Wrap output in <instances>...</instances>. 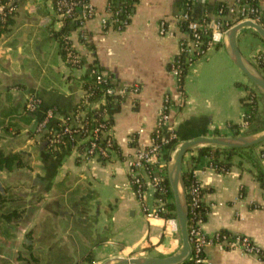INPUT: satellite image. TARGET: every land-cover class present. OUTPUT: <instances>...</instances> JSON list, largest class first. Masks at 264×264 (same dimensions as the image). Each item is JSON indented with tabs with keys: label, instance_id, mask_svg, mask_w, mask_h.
Instances as JSON below:
<instances>
[{
	"label": "crops",
	"instance_id": "0c3cea01",
	"mask_svg": "<svg viewBox=\"0 0 264 264\" xmlns=\"http://www.w3.org/2000/svg\"><path fill=\"white\" fill-rule=\"evenodd\" d=\"M188 1L138 0L131 21L123 29L103 24V17L111 15L108 0H90L97 13L80 24L75 19L66 20L55 0L13 1L12 18L0 33V98L6 99L0 104V149L21 152L24 164L0 168V192L5 188L12 193L8 207L19 211L9 219L0 218V264L5 259L10 264H23L31 249L40 252L39 262L47 259L46 246L37 238L49 217L57 222L55 239L63 233L65 241L77 233L62 226L69 212L63 201L65 189L74 193L78 218L93 223L89 244L97 249V258L106 259L121 249L135 255L163 256L181 247L175 211L169 216L154 213L160 198L146 174L145 198H139L130 176V160L139 148L151 144L167 95L180 141L215 135L217 130L234 135L241 127L231 123L245 121L242 98L247 89L238 82L253 83L234 61L223 35L221 44L191 64L181 89L171 62L181 49L180 40L187 35L180 25V14ZM219 1L192 3L199 9L207 4L208 15L214 17L213 7ZM259 3L264 7V0ZM65 25L83 59L79 67L71 66L60 53L56 32ZM255 31L243 27L237 40L244 58L257 68L264 39ZM92 67L110 74L114 94H121L112 101L116 110L107 113L119 149L113 148L106 160L83 156L69 139L47 144L36 131L35 118L25 109L26 98L38 96L45 105L60 108L56 114L62 122L64 114L84 96L85 76L92 71L96 74ZM133 84H139L138 91L129 89ZM99 100L105 104L106 95ZM261 148L259 145L257 150ZM209 160L205 157L195 169L207 188L204 200L210 207L201 229L207 234L228 229L248 235L264 250V188L254 174L253 162L236 155L235 163L224 172ZM261 161L264 166V155ZM170 165L171 159L168 174ZM31 242L33 248L28 246ZM205 252L209 264H264L258 254L238 247L209 245Z\"/></svg>",
	"mask_w": 264,
	"mask_h": 264
},
{
	"label": "trees",
	"instance_id": "16d2710c",
	"mask_svg": "<svg viewBox=\"0 0 264 264\" xmlns=\"http://www.w3.org/2000/svg\"><path fill=\"white\" fill-rule=\"evenodd\" d=\"M137 1L138 0H108V9L112 11V14L109 17L107 25L112 23L114 24L115 27L119 29L125 28L127 24L131 21L133 8ZM240 1L247 5L246 15L254 17L258 20V22L263 23L262 15L258 10V8L261 6L259 0H240ZM188 2L189 3H187L186 7L184 8L188 13V18L181 21V27L185 31L189 30L188 23L191 20L202 21L204 19H209L208 16L209 7L207 4H204V7L202 9H199L200 6L199 5L197 6V4L192 3V0ZM55 5L57 7V0H55ZM222 7L224 8V11L227 10V8H225V3L223 1H219L213 7V11L218 12ZM252 8L257 10L252 11L251 10ZM75 11L79 12L80 6L79 7L77 6L75 8ZM13 13L14 11L7 13L4 18L0 17V33L4 30V27L10 22ZM243 16H244L243 14L239 13V14H234L233 18L234 17L242 18ZM65 18L66 20L72 19L69 16H65ZM75 20L76 23L80 24L79 19H75ZM68 32L69 30L66 25L63 29L56 32V35L60 36L59 39L60 53L71 66L79 67L80 65L83 64V59L82 57L79 56L77 61H75V58L72 57L73 54L78 55V52L73 46L72 41L68 36ZM255 32L257 33V35H259L257 31ZM219 44H221V42H219L218 45ZM180 59L183 61V63H182V70L179 74L178 82L181 89H184L185 80L191 64L188 62L184 63L185 53L180 55ZM263 62H264V58L260 60L259 64H257L258 66L257 69L260 72H262V74H264ZM95 75L96 74L92 71L90 74H87L83 80V87L84 89H86L88 94L87 97L90 100L96 101L100 99V97H102L103 95H106L107 102L105 104H102L100 107L89 106L88 109L86 108L85 113L79 116L80 117L79 119L85 123V126L88 129L97 126L101 122H104L105 123L104 129L106 130L110 128V122L112 121V118L108 117L104 119V115L108 112L112 113L116 110V108L113 107L112 105V101L114 98L120 99L121 94H114V93L111 94L106 92V89L111 85L110 74L106 75L107 79L109 78L108 81H101V82H98ZM238 84L243 85L247 89L245 96L242 98L244 113H245V121L247 122V126L244 130L236 129L234 131V135L254 134L263 131L264 130V92L255 83L248 84L244 82H238ZM85 106L86 103L80 100L74 105L73 110H71L72 113H70L71 111H68L64 115L71 116V114H74V116L77 117L78 110ZM50 108L54 110L55 115L54 118H52L47 123L46 130L41 135V138L43 140H46L47 144H50L49 138L53 136V133L57 134L59 132H62L63 130L62 125L61 128H59L61 122L57 118V114H56L57 111L60 110V108L56 104L45 105L43 99L40 102L39 106H37L36 110L34 111L27 110L25 105L26 112L29 113V115L35 118L36 120L35 127H37V124L40 122V120L43 119L44 115L46 114V111ZM231 126L239 127L240 124L231 123ZM225 134L226 133H221L218 130L215 132V135H225ZM64 135H65L64 133L61 134L62 137H64ZM65 139L68 140V137L65 136ZM180 140L181 139L178 136V134H176L172 138H169L168 140H160L162 143L161 154L165 159L169 160L170 154L174 146L178 142H180ZM71 142L77 144L76 138L73 139L71 138ZM88 142L89 140H86L78 144L79 149H83L86 146V144H88ZM259 145H262L264 147V141L246 147L206 144L191 148L185 154L183 161V178H184L187 205H188V228L190 234V241L192 245V252L190 256L180 264H200V262L196 260L195 242L191 231L193 228H201V224L204 220H206L207 214L210 210V207L208 204H206L203 196L197 203L193 202L192 187L200 184V180L195 173V169L199 165L205 162V157H209L210 160L208 162L210 165L225 172L228 171L229 168L235 163V156L241 155L243 158H247L248 160L253 162V165L255 167L254 174L256 178L260 181L262 187L264 188V166L261 161L263 157L264 148H261L260 151L257 150ZM113 148L119 149L116 141L113 142ZM106 159L107 158H103V160ZM185 161H186V165L184 163ZM23 164H24V159L21 152H6L5 150L0 149V168H4V167L13 168L16 165H23ZM131 180L134 189H136L137 184L133 181L132 176H131ZM161 184L163 185L164 191L160 192L156 190V195L157 197H161L164 200L165 209L161 210L159 213L163 216H169L172 214V211H175L174 215L177 217L176 206L174 202V194L170 185L168 173L165 174L164 178L161 180ZM206 189H207L206 187L200 188L202 195H204ZM63 194H64L63 201L65 199V205L69 209V212L66 216V219L63 220L64 224L61 221L62 226H64V228L70 227V229L73 230L80 228L81 231L83 230L88 237H91V233L87 229V226L89 224H86L83 220L78 218V213L80 212V209L78 204L75 203V196L73 191L70 189H65ZM12 195H13L12 193L11 195H9L6 192L5 188H3V191L0 192V218H2V220L9 219L11 218V216H14L15 214H19L18 210H11L8 207L9 206L8 202L11 201L10 199H13ZM56 223L57 222H55V220L52 217H49L45 221L42 234L37 238L38 241H41L40 244L46 246L47 254L49 255V257L44 260L43 264H76L78 259H76L75 256H73L69 252V245H67V243L64 241L62 242L58 241L60 239L57 240L54 238L57 234ZM216 233L219 234L220 236H224V235L227 236V238L230 241H234L238 237L240 238L243 237V234L233 233L228 229H219L216 231ZM33 245L34 242L28 244L29 248H33ZM202 253L203 255L206 254V252H202ZM39 258L40 257L38 256V251L31 249V253L29 254V256L26 257L23 264H34V263L39 264L38 262ZM1 264H10V260L5 259Z\"/></svg>",
	"mask_w": 264,
	"mask_h": 264
},
{
	"label": "built area",
	"instance_id": "2783aa9c",
	"mask_svg": "<svg viewBox=\"0 0 264 264\" xmlns=\"http://www.w3.org/2000/svg\"><path fill=\"white\" fill-rule=\"evenodd\" d=\"M14 0H0V17H5L7 13L14 11ZM225 3L226 11L224 8H220L218 12H215L214 17H210L209 19H204L202 21L191 20L188 23L189 30L186 31V37L180 40L181 49L179 53L174 57L171 62V68L173 69L175 75L177 76V80H179V74L182 70L183 61L180 59V55L185 53L184 63L188 62L190 64L194 63L198 59H201L207 56L208 49L218 45L221 42L223 35L227 32V30L235 25L236 23L245 20L252 19L258 22V20L254 17L246 15L247 5L242 3L240 0H221ZM80 6V11L76 12L75 8ZM57 9L64 16H69L72 19H79L80 23H83L87 18L94 16L97 12L96 8L90 2V0H57ZM112 14V11L108 9ZM252 11H256L257 9H251ZM260 14L262 15L264 26V7L260 6L258 8ZM243 14L242 18L234 17V14ZM188 18V13L186 10L180 14V25L181 21ZM234 19V20H231ZM109 17H103V24L106 26L108 23ZM231 20V21H230ZM161 30L165 31V23L161 24ZM73 58L77 61L79 55L73 54ZM264 58V52H259L257 55L258 64L260 60ZM264 65V62H263ZM264 67V66H263ZM96 71V79L98 82L108 81L106 74H103L97 69ZM179 84V82H178ZM130 90L138 91L139 84H133ZM107 93H116L115 88L111 85L106 89ZM88 94L85 89L84 96L81 98V101L86 103V106L80 108L78 110V116H64L63 121L60 124L63 126L62 132L53 133V136L49 138L50 144L56 142H62L65 139V136L71 141V138H76L77 145L80 142H84L89 140L88 144L81 149V154L87 158L91 157H99V158H107L110 156L111 151L113 150V134L110 128H105V123L101 122L97 126L93 128H86L85 123L81 121L79 118L80 115H83L88 109L89 106L92 107H100L102 104L100 100H90L88 99ZM42 99L38 96L29 95L26 99V109L29 111L36 110L37 106H39ZM173 107L171 98L167 95L164 99V102L159 110L158 123L153 132L152 142L147 147L139 148L136 156L130 160V174L133 178V181L137 184L135 189L139 198L144 199L146 190H147V181L146 176L149 177V183L153 185V187L163 192L164 188L161 184V180L164 178L165 174L168 173L169 160L165 159L162 154V143L160 140H168L169 138L174 137L177 132L174 128L173 121L171 119V109ZM54 110L48 109L43 119L37 124L36 131L39 133H43L46 130L47 123L54 118ZM108 118V114L104 115V119ZM247 126V122L244 121L240 127V130H244ZM103 130V131H102ZM64 133V137L61 134ZM80 139V140H79ZM103 141V143H102ZM264 155V152H263ZM203 187L201 182L200 184L192 187L193 194V202L197 203L202 196L200 188ZM160 198V202L157 206H155L154 213L160 214L159 212L165 209L164 200ZM192 234L195 242V250H196V260L200 262V264H209L206 259V254L203 255L202 252H205L206 247L209 245H218L220 247L230 248V247H238L244 250L247 253H256L264 260V250L259 248L253 239L248 235H243L242 238L238 237L234 241H230L227 236H220L216 232L213 234H207L201 228H193ZM202 253V254H201Z\"/></svg>",
	"mask_w": 264,
	"mask_h": 264
},
{
	"label": "water",
	"instance_id": "95a60500",
	"mask_svg": "<svg viewBox=\"0 0 264 264\" xmlns=\"http://www.w3.org/2000/svg\"><path fill=\"white\" fill-rule=\"evenodd\" d=\"M246 26L255 28L264 39V26L252 19H245L236 23L227 30L224 36L228 41L231 55L236 64L248 75L251 81L264 92V74L244 58L238 45V32ZM262 141H264V130L257 134L200 135L178 142L173 148V150H175L174 155H172L173 150L170 154L169 161L171 159V165L168 175L174 194L176 214L181 233V247L176 252L163 256L117 255L107 258L102 264H180L185 261L192 252L188 228V205L183 178V161L185 154L191 148L206 144L246 147L261 143Z\"/></svg>",
	"mask_w": 264,
	"mask_h": 264
},
{
	"label": "rangeland",
	"instance_id": "374dc122",
	"mask_svg": "<svg viewBox=\"0 0 264 264\" xmlns=\"http://www.w3.org/2000/svg\"><path fill=\"white\" fill-rule=\"evenodd\" d=\"M5 100L3 98H0V104H1L2 101H5ZM25 103H26V100H25ZM184 163L186 165V161ZM92 224L93 223H91V224H89L87 226V229L89 230V232L93 231ZM73 231H76L77 233L76 234H71L70 237H69L70 239H67L64 242H66L67 245H69V252L73 256H75L76 259H78L76 264H94L95 261H96V263L98 261H102L103 262L104 260L107 259V258L106 259L97 258L96 254H95V251H97V249L93 250V247L90 246V244H89V242L91 241L92 237L91 238L88 237L83 230H82L83 232L81 231L80 228L79 229H74ZM179 236L181 237V233H179ZM66 237L67 236L62 233V236H60V238H59L60 240H58V241L62 242V240L64 238H66ZM39 254H40V252H39ZM117 255H126V256H128V255H135V254H133V252H128L127 250L121 249V250H118L116 252H111V256L110 257L117 256ZM78 256H79V258H77ZM44 260H42L40 262L38 261L39 264H43Z\"/></svg>",
	"mask_w": 264,
	"mask_h": 264
}]
</instances>
